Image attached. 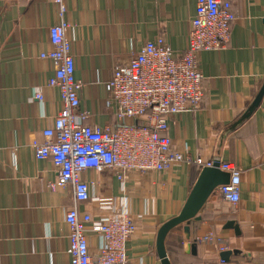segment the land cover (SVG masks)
Returning a JSON list of instances; mask_svg holds the SVG:
<instances>
[{
  "label": "crops",
  "instance_id": "obj_1",
  "mask_svg": "<svg viewBox=\"0 0 264 264\" xmlns=\"http://www.w3.org/2000/svg\"><path fill=\"white\" fill-rule=\"evenodd\" d=\"M196 0H64L65 36L74 60V80L87 123L117 126L105 105L114 68L147 41L163 38L174 57L188 44ZM235 21L225 48L202 51L201 106L169 118L171 147L191 160L233 163L240 171L239 201L231 206L213 192L188 225L163 238L168 264H264V0H229ZM59 23L50 0L0 1V264H68L72 189L52 191L49 159H34L30 140H43L60 110L59 93L48 87L55 68L39 58L52 49L49 29ZM39 91L42 99L33 95ZM257 101L256 106H252ZM130 123V121H127ZM193 162L173 163L165 172L126 174L88 170L87 203L79 211L97 219L115 211L124 196L136 230L125 244L128 264H161L155 243L159 228L177 217L201 171ZM110 201V203H107ZM233 222L237 229H228ZM213 233L231 254L194 240ZM91 252L98 240L88 232Z\"/></svg>",
  "mask_w": 264,
  "mask_h": 264
},
{
  "label": "built area",
  "instance_id": "obj_2",
  "mask_svg": "<svg viewBox=\"0 0 264 264\" xmlns=\"http://www.w3.org/2000/svg\"><path fill=\"white\" fill-rule=\"evenodd\" d=\"M50 1L58 10L59 23L48 31L52 49L41 52L39 58L55 64L47 86L58 90L61 108L52 128L41 131L43 140L32 139L29 144L36 161L49 159L57 171L49 189H72L73 204L63 217L68 228V264H128L125 244L136 226L128 215L126 199L123 196L117 210L97 219L80 212L78 205L87 203L92 184L85 182L82 174L88 170L111 172L123 182L126 174L165 172L173 163L213 167L215 161H193L187 153L173 150L166 133L170 117L200 108L203 76L198 67L199 53L226 47L235 16L229 0H196L188 44L179 57H174L165 40L157 37L118 64L105 85V105L113 109L117 126L99 128L88 124V112L80 110V83L74 80V60L65 36L69 25L63 19L64 0ZM33 97L42 99L39 91ZM217 163L229 178L215 192L231 206L236 205L240 171L232 162ZM88 232L98 240L93 252ZM194 242L215 245L220 253L227 250L223 237L213 233Z\"/></svg>",
  "mask_w": 264,
  "mask_h": 264
},
{
  "label": "water",
  "instance_id": "obj_3",
  "mask_svg": "<svg viewBox=\"0 0 264 264\" xmlns=\"http://www.w3.org/2000/svg\"><path fill=\"white\" fill-rule=\"evenodd\" d=\"M262 84L263 85L258 97H261L264 91V81ZM257 101L258 100H256L252 106H256ZM228 178L229 174L221 171L218 168L217 161H215L212 168L204 167L201 169L193 188L191 189L188 197L186 198L187 200L184 203V206L178 213V216L170 219L168 222L164 223L159 228L160 234L156 239L155 248L157 249V255L161 260V264H168L165 258V248L163 246V238L165 237V235L169 233V230L185 223L186 225L182 227V231H184V234L189 235L187 224H189L192 220H199L197 213L206 203V201L208 200L207 198L216 190V187L228 183ZM225 227L228 229H237L236 226H233V222L227 223ZM235 252L236 251L221 252L220 258L225 261L231 254H234Z\"/></svg>",
  "mask_w": 264,
  "mask_h": 264
}]
</instances>
